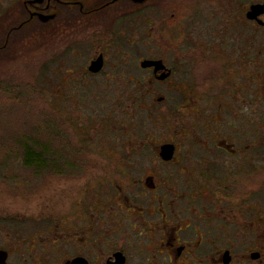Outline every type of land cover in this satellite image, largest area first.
<instances>
[{
    "label": "flooded vegetation",
    "instance_id": "flooded-vegetation-1",
    "mask_svg": "<svg viewBox=\"0 0 264 264\" xmlns=\"http://www.w3.org/2000/svg\"><path fill=\"white\" fill-rule=\"evenodd\" d=\"M0 6L67 125L11 159L0 264H264V0Z\"/></svg>",
    "mask_w": 264,
    "mask_h": 264
},
{
    "label": "rangeland",
    "instance_id": "rangeland-1",
    "mask_svg": "<svg viewBox=\"0 0 264 264\" xmlns=\"http://www.w3.org/2000/svg\"><path fill=\"white\" fill-rule=\"evenodd\" d=\"M47 42L43 40L40 43L41 53H36L38 44L29 39L25 47L32 48L30 53L10 52L6 60H0V207L18 203L19 184L9 181L5 175L11 167L9 164H17L11 159L16 161L21 158L22 143L38 144L37 148L51 147L56 141L52 130L61 127V132H65L67 127L63 122L65 114H56L51 107L52 96L60 87L51 84V74L43 70L51 64L49 57L52 52ZM72 105L76 104L60 103L61 112L72 110ZM105 110L110 109L107 106ZM38 186L44 187L42 182Z\"/></svg>",
    "mask_w": 264,
    "mask_h": 264
},
{
    "label": "water",
    "instance_id": "water-1",
    "mask_svg": "<svg viewBox=\"0 0 264 264\" xmlns=\"http://www.w3.org/2000/svg\"><path fill=\"white\" fill-rule=\"evenodd\" d=\"M138 1H140V0H138ZM253 8H257V7H253ZM263 8V7H262ZM42 22H44V21H47L48 20V18L47 17H41V19H40ZM144 66V65H143Z\"/></svg>",
    "mask_w": 264,
    "mask_h": 264
}]
</instances>
